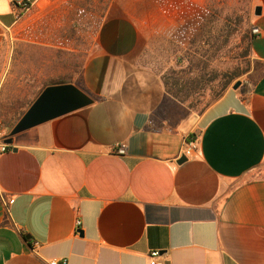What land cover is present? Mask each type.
Wrapping results in <instances>:
<instances>
[{
  "label": "crops",
  "instance_id": "0c3cea01",
  "mask_svg": "<svg viewBox=\"0 0 264 264\" xmlns=\"http://www.w3.org/2000/svg\"><path fill=\"white\" fill-rule=\"evenodd\" d=\"M36 1L0 0V51ZM151 1H109L69 81L92 103L14 135L0 155V196L13 199H0V264H148L153 249L164 264H264V73L189 111L143 60ZM255 1L250 53L264 63ZM188 134L198 147L178 163Z\"/></svg>",
  "mask_w": 264,
  "mask_h": 264
},
{
  "label": "rangeland",
  "instance_id": "374dc122",
  "mask_svg": "<svg viewBox=\"0 0 264 264\" xmlns=\"http://www.w3.org/2000/svg\"><path fill=\"white\" fill-rule=\"evenodd\" d=\"M110 0H37L18 9L0 51V126L11 130L31 93L47 81L69 82L82 69ZM159 7L145 38L144 61L162 78L180 80L190 95L181 102L199 113L235 72L229 85L256 77L247 50L255 0H152ZM39 36L34 45L19 38ZM150 58V59H149ZM147 60V61H146ZM260 67V66H259ZM204 73V75H202ZM199 76V77H198ZM196 79L198 81H196ZM19 92V93H18Z\"/></svg>",
  "mask_w": 264,
  "mask_h": 264
},
{
  "label": "water",
  "instance_id": "95a60500",
  "mask_svg": "<svg viewBox=\"0 0 264 264\" xmlns=\"http://www.w3.org/2000/svg\"><path fill=\"white\" fill-rule=\"evenodd\" d=\"M255 16L261 14V7L254 6ZM241 80L235 81L231 88L237 89ZM93 99L72 82L54 83L45 86L32 100L27 109L12 126L6 142L11 143L12 137L29 128L91 104ZM187 159L182 153L177 162Z\"/></svg>",
  "mask_w": 264,
  "mask_h": 264
},
{
  "label": "built area",
  "instance_id": "2783aa9c",
  "mask_svg": "<svg viewBox=\"0 0 264 264\" xmlns=\"http://www.w3.org/2000/svg\"><path fill=\"white\" fill-rule=\"evenodd\" d=\"M21 8H26V3H22ZM260 30L259 27L255 24H253L250 28L251 36L255 37L259 34ZM9 130L6 129V127L0 126V155L8 150L11 149L10 143L6 142V139L9 137ZM198 147V140L196 138L193 139H187L184 142V148L183 153L187 156L190 153H192L194 150H196ZM114 153L117 155H124L126 153V143L121 141L115 144ZM2 204L8 208V205L13 201L12 198H6L5 196H0ZM76 230H78L80 226V220L75 221ZM36 244V242H35ZM47 264H67L66 258H52L47 260ZM148 264H164V260L161 256V253L157 249L150 250L148 253Z\"/></svg>",
  "mask_w": 264,
  "mask_h": 264
},
{
  "label": "trees",
  "instance_id": "16d2710c",
  "mask_svg": "<svg viewBox=\"0 0 264 264\" xmlns=\"http://www.w3.org/2000/svg\"><path fill=\"white\" fill-rule=\"evenodd\" d=\"M253 36H251V33L247 34V50H250V46H251V40H252ZM258 64V67L255 68V72H256V77L254 78V80H256L259 76H261L264 73V63L257 61L256 62ZM260 66V67H259ZM249 70V66L247 65L246 68L241 71V72H235L233 73L232 76L229 77L228 80L225 81V83L223 84L222 88L219 90V92H217L211 99L210 101H208L204 107L200 110V112H202L210 103H212L214 100H216L217 98H219L223 92L229 87V85L235 80V78H237L239 75H241L242 73H245ZM80 72V71H79ZM78 72V73H79ZM77 73V75H78ZM202 75H204V73H202ZM199 77V76H198ZM72 77H70V81H72ZM164 85L166 87V90L178 101L180 102H184L187 100V98L189 97V93L186 92L187 88H184V86H181L180 80L177 78H174L172 81L167 80V78H165V76L162 78ZM252 80V81H254ZM196 81H198L196 79ZM251 81V82H252ZM64 81H47L45 83H43L40 87V89L34 94V98L38 95V93L47 85L50 84H54V83H62ZM32 102V101H31ZM25 111V109L21 110L20 115L17 117V120L19 119V117L23 114V112ZM199 112V113H200ZM194 135L193 134H188L187 139H193Z\"/></svg>",
  "mask_w": 264,
  "mask_h": 264
}]
</instances>
